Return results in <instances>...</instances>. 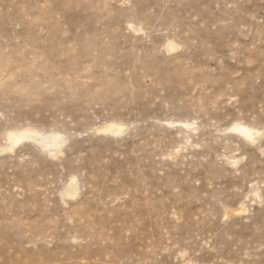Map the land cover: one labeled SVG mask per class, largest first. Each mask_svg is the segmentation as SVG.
I'll list each match as a JSON object with an SVG mask.
<instances>
[{
  "label": "rangeland",
  "instance_id": "374dc122",
  "mask_svg": "<svg viewBox=\"0 0 264 264\" xmlns=\"http://www.w3.org/2000/svg\"><path fill=\"white\" fill-rule=\"evenodd\" d=\"M0 264H264V0H0Z\"/></svg>",
  "mask_w": 264,
  "mask_h": 264
},
{
  "label": "bare ground",
  "instance_id": "6f19581e",
  "mask_svg": "<svg viewBox=\"0 0 264 264\" xmlns=\"http://www.w3.org/2000/svg\"><path fill=\"white\" fill-rule=\"evenodd\" d=\"M244 130V129H243Z\"/></svg>",
  "mask_w": 264,
  "mask_h": 264
}]
</instances>
